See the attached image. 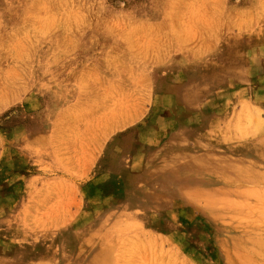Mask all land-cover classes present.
I'll list each match as a JSON object with an SVG mask.
<instances>
[{
    "label": "rangeland",
    "instance_id": "rangeland-1",
    "mask_svg": "<svg viewBox=\"0 0 264 264\" xmlns=\"http://www.w3.org/2000/svg\"><path fill=\"white\" fill-rule=\"evenodd\" d=\"M0 264H264V0H0Z\"/></svg>",
    "mask_w": 264,
    "mask_h": 264
},
{
    "label": "bare ground",
    "instance_id": "bare-ground-1",
    "mask_svg": "<svg viewBox=\"0 0 264 264\" xmlns=\"http://www.w3.org/2000/svg\"><path fill=\"white\" fill-rule=\"evenodd\" d=\"M244 108V107H243ZM237 114V113H236ZM230 118V117H229ZM260 126V125H259ZM242 136V135H241ZM212 165V164H211ZM198 166V165H197ZM219 167V166H218ZM224 172V171H223ZM213 176H215V175H213Z\"/></svg>",
    "mask_w": 264,
    "mask_h": 264
}]
</instances>
